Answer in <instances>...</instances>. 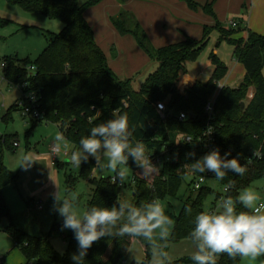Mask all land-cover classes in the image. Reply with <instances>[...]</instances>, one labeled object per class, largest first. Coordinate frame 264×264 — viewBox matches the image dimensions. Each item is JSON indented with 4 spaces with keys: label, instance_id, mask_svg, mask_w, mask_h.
<instances>
[{
    "label": "trees",
    "instance_id": "obj_1",
    "mask_svg": "<svg viewBox=\"0 0 264 264\" xmlns=\"http://www.w3.org/2000/svg\"><path fill=\"white\" fill-rule=\"evenodd\" d=\"M104 1L106 0H90L81 6L79 0H6L9 5L18 6L25 11L60 19L64 30L48 41V46L33 62L29 59L19 60L17 57L5 58L4 78L9 85L27 84L26 91L38 92L45 118L40 122L32 121L33 125L41 122L58 125L68 144L76 148L80 147V139L87 136L93 126L113 118L114 110L126 112L130 129L133 130V142H144L146 154L159 169L148 180L129 159V169L134 173L133 184L137 185L133 204L140 206L153 200L149 185L160 192L157 200H165L168 196L176 197L183 184H186L188 197L175 218L168 243L171 246L191 241L194 217L197 213L206 211L204 205L215 192L207 184L199 191H194V182L204 173L193 172L192 169V174L186 172V169L191 168L192 162L191 159H186V153L195 152L194 159L204 156L200 139L208 124L215 130L221 156L230 152L228 159L236 157L247 167L242 176L228 172L223 180L214 178L224 188L230 185L225 196L235 199L242 190L264 179V35L248 30L246 38L232 39L241 29L222 26L214 11L216 0H208L205 4H200L197 0H177L191 12L198 13L202 10L215 20V28L219 29L222 39L230 40L234 47V58L246 70L245 79L238 88H221L216 98L214 119L209 122L205 105L217 92L218 84L229 70L226 64L212 56L210 62L214 71L211 80L202 83L189 77L187 64L199 59L209 43L213 27L205 26L200 40L183 33L180 42L154 49L135 14L125 9L130 0H116L122 9L119 15L110 17L111 25L119 35L135 38L149 60L156 61L159 65L157 72L137 91L133 87V79L122 80L111 69L87 19L86 12ZM31 67L35 68V72L30 71ZM183 77L187 82L181 85L180 79ZM252 88L255 89V97L242 110L241 103H245ZM160 102L167 106L166 120L157 110ZM181 112L188 114V119L180 121ZM181 136L191 137L193 141L183 142L180 140ZM7 141L6 139L4 143ZM13 147L16 148L14 145ZM168 157L172 159L169 161ZM159 158L163 160L160 166L156 164ZM249 159L251 163L247 162ZM58 166H61L60 161L56 167ZM96 168L98 166L95 165V160L90 158L81 166L80 178L89 180L93 187L89 207H111L121 198L123 190L117 184H112V176L92 179ZM76 179L67 175L70 192ZM17 180L18 176L5 166L1 158L0 222L3 218L10 220L4 229L5 233L13 238L15 248L20 250L26 260L25 264H73L71 256L78 252V243L71 230L68 233V250L64 255L58 253L50 242V235L63 233V223H56L49 237L41 238L30 235L13 222L3 192L6 187L16 184ZM223 196V193H216L213 205ZM188 208L192 210L190 214L186 211ZM237 211L247 209L238 204ZM135 240L145 246L146 259L142 264H150V244L142 238L127 236L121 239L101 238L88 250L84 264H126ZM242 259H232L225 254L218 257L217 264H241ZM176 264L194 262L189 257Z\"/></svg>",
    "mask_w": 264,
    "mask_h": 264
},
{
    "label": "rangeland",
    "instance_id": "obj_2",
    "mask_svg": "<svg viewBox=\"0 0 264 264\" xmlns=\"http://www.w3.org/2000/svg\"><path fill=\"white\" fill-rule=\"evenodd\" d=\"M89 1L79 0V4L83 6ZM197 2L200 3L198 0ZM118 4L116 0H106L101 5L89 9L86 16L95 31L96 40L104 51L111 69L122 80L133 79V87L139 91L147 83L149 77L157 72L159 65L156 61L149 60L137 45L135 38L130 35L121 36L113 28L110 16L119 15L115 14ZM154 5L155 10L164 11L169 16L165 22L161 21L158 25H154L151 31L152 38L148 35L154 49L180 42L183 39V33L200 40L204 34L203 28L205 26L213 27L206 49L202 51L197 61L187 64V72L192 78L197 76L202 79L207 78L213 72L208 66L210 58L216 56L230 68L226 76L229 80L235 71L234 66H236L234 47L230 40L222 39L219 29L215 28V20L202 10L198 13L191 12L183 3L172 5L164 0H159ZM243 8L245 9V7ZM246 13L243 12V15L224 13L221 18L217 16V19L223 27L229 29L231 22H237L241 30L232 37V39H237L244 36V32L247 31L250 11L248 14ZM188 29L192 35L187 32ZM63 30L64 24L60 19L51 18L42 13L28 12L18 6L9 5L6 0H0V160L3 158L5 166L18 176L17 183L6 187L3 193L13 222L30 235L41 238L49 237L56 223H63V218L53 207L52 193L57 190L56 185L62 196L65 193L77 195V206L81 212L89 207L93 187L89 180L80 178L82 164L80 168H77L71 163L65 164L66 159L62 158L61 166L53 167L51 165V159L45 154L50 151L56 133L61 132L60 128L58 125L47 122L34 123L33 125L31 120L24 118L18 108L22 92L17 86L9 85L4 78L6 69L4 70L1 64L7 57L35 61L48 46V41L62 33ZM262 73L264 76V68ZM185 81L186 78L183 77L180 79V84L184 85ZM245 102H250V97H247ZM6 139L8 141L4 143ZM16 143L17 147L14 148L13 145ZM67 149L78 150L79 147L76 148L74 145L68 144ZM25 152L33 153L38 161L28 170L19 167L20 158ZM186 172L192 173L191 168L186 169ZM133 174V170L129 169V177L123 184L124 186L114 183L123 190L120 199L131 203L134 202V194L137 190V185L131 184ZM67 175L74 179L78 178L71 192L67 185ZM114 175L111 170L101 169L98 166L91 178L101 179ZM152 177L153 175L145 178L150 180ZM207 185L215 192L204 205L205 210H210L216 199V193L222 194L224 187L215 179H209ZM149 186L153 199H159L160 192H156L153 185ZM187 187L186 184H183L176 197L168 196L165 200H159L165 208L166 214L172 220V224L168 226L170 235L175 218L178 217L183 203L188 197ZM248 189L254 190L261 199H264V179L254 182ZM40 206L43 210H39ZM9 223L10 220L7 218H3L0 222V262L2 261L1 264H25L24 256L15 249L13 238L5 233L4 229ZM68 233L69 230L64 229L63 233L50 235L51 245L58 253L62 252L61 255H64L68 250ZM144 247L138 240H135L126 263L132 264L135 261L132 256L141 264L145 262ZM166 251L171 264H176L183 258L191 257L195 248L192 241L186 240L169 246ZM241 264H264V256L257 257L255 260L243 258Z\"/></svg>",
    "mask_w": 264,
    "mask_h": 264
},
{
    "label": "clouds",
    "instance_id": "obj_3",
    "mask_svg": "<svg viewBox=\"0 0 264 264\" xmlns=\"http://www.w3.org/2000/svg\"><path fill=\"white\" fill-rule=\"evenodd\" d=\"M132 136L128 114L114 110L113 118L96 124L87 136L80 139L79 149L71 151L67 162L80 168L82 163L92 157L95 165L111 170L115 174L113 182L120 184L128 180L130 158L141 169L144 177L158 172V167L146 154L144 142H133ZM186 142L190 143L191 138ZM67 147V138L62 132H57L51 151L59 154ZM64 154L68 155L67 152ZM229 155L230 152L222 157L219 149H213L199 159H194L195 152L186 153V159L192 160L193 172L210 171L218 180H223L228 172L244 175L246 165H242L236 157L228 159ZM36 162L33 153L25 152L20 158L19 167L28 170ZM247 162L251 163V160ZM228 187L230 185L226 186L225 191ZM56 189L52 193L53 207L63 218L61 230H71L78 243V252L71 256L73 264H84L88 250L101 238L121 239L125 236L142 238L150 244V264H171L166 249L170 237L168 226L172 220L159 200L153 199L136 206L129 201L117 199L111 207L92 205L81 212L75 193L62 196L57 185ZM238 204L247 211H237ZM186 211L190 214L192 210L188 208ZM193 223L190 239L195 248L191 255L194 264H217L218 257L225 254L232 259L240 257L255 260L264 256V202L252 189L242 190L235 199L231 196L223 197L215 210L197 213ZM132 258L135 264H141Z\"/></svg>",
    "mask_w": 264,
    "mask_h": 264
},
{
    "label": "crops",
    "instance_id": "obj_4",
    "mask_svg": "<svg viewBox=\"0 0 264 264\" xmlns=\"http://www.w3.org/2000/svg\"><path fill=\"white\" fill-rule=\"evenodd\" d=\"M157 1L159 0H130L125 6V9L135 14L141 26L144 28V30L147 32V34L150 37H151V31L154 28L155 24L158 25L161 21L165 22L166 20L169 19L168 18L169 16L164 11L155 10L156 7L154 3H156ZM164 1L172 5H179L180 3L177 0H164ZM198 1L201 4H205L208 0H203V1L198 0ZM121 7L122 6L118 4V7L115 10V14H118L120 12ZM243 7H245V9ZM214 11L215 14H217V16L220 18L223 16L224 13L227 14L234 13V14L243 15V12H247L246 14H248L250 11L249 21L247 23V31H245L244 32L245 35L241 37L246 38L248 34V30L264 35V0H216V3L214 5ZM239 26L240 25L238 24V28ZM187 32L190 35H192L189 29L187 30ZM235 61H236V66H234L235 71L232 74V76H230L229 80L228 77L227 78L225 77L220 82V85L222 87L238 88L243 83L246 76V70L244 66L240 64L236 59ZM208 66L212 69V71H214V66H212L211 62L208 64ZM228 70L230 71V68H228ZM212 74L213 72L211 73L210 76H208L205 79H202L200 76H197L196 78H194V80H198L202 83H207L209 80H211ZM189 77L191 76L189 75ZM248 97H250V102H251L252 99L255 97V89L252 88L250 90ZM250 102H245V106H247V103L249 104ZM45 155H47L50 158L49 151ZM67 161L68 160H66L65 163L70 164ZM15 249L16 251H20L17 248ZM24 263H26L25 258H24Z\"/></svg>",
    "mask_w": 264,
    "mask_h": 264
},
{
    "label": "built area",
    "instance_id": "obj_5",
    "mask_svg": "<svg viewBox=\"0 0 264 264\" xmlns=\"http://www.w3.org/2000/svg\"><path fill=\"white\" fill-rule=\"evenodd\" d=\"M230 26L232 28H238V23L237 22H231ZM1 67L4 68L5 64L2 63ZM30 71L35 72V68L31 67ZM10 86L13 87V85H10ZM17 87L22 92V96H21L20 100L18 101V103H19L18 108L20 109L24 118H27V119H29L31 121H35V122L42 121L45 118V112L41 108V96H40V94L38 92H35V91H26V89L28 87L27 84H23V85H20ZM221 88H222V86L219 83L217 92L210 98V100L205 105V113L209 118V122H211L214 119V116H215L214 110H215V105H216V98H217L218 92L221 90ZM33 97L35 99H33ZM160 106H162V107H160ZM157 110L160 113V115L162 116V118L166 120V118H167V106H166V104L163 102L158 103L157 104ZM188 117H189L188 114H186L185 112H181L179 114V120L180 121H184V120L188 119ZM208 125L209 126L206 127V129L203 133V136L200 139L201 145L203 147L204 155L207 154L208 152L212 151L213 149H219V145L217 144V140H216L215 130H214L213 126H211V124H208ZM209 133H211V134H209ZM189 138H191V137L181 136L180 140H182L183 142H186ZM191 141H193L192 138H191ZM14 146L17 147V143L14 144ZM50 150H51V148H50ZM71 151H73V150L62 149L59 154H55L52 151H49V156L51 159V165L53 167H56L58 162L62 158H65L66 160H68V157L70 156ZM65 152L68 153L67 156L64 154ZM171 159L172 158L168 157L169 161ZM153 162L155 163V161H153ZM162 162H163L162 158H159L156 160V164H158V165H160ZM190 174H192V173H190ZM214 178H215L214 173H212L210 171H206L202 176L197 178L196 181L194 182V184H193L194 191H199L203 186H205L207 184L209 179H214ZM111 181L113 182V176L111 178ZM133 182H134V180L132 178L131 183L133 184ZM113 183L120 184L119 182H113ZM120 185L124 186L123 184H120ZM227 191H225V188H224V192H223L224 196L223 197H226L225 194L227 193ZM220 200H218L217 203L210 208V210H215L216 205L218 204V202ZM261 202H264V199H261ZM39 210H43L42 206L39 207Z\"/></svg>",
    "mask_w": 264,
    "mask_h": 264
},
{
    "label": "water",
    "instance_id": "obj_6",
    "mask_svg": "<svg viewBox=\"0 0 264 264\" xmlns=\"http://www.w3.org/2000/svg\"><path fill=\"white\" fill-rule=\"evenodd\" d=\"M241 108H242V110H244V108H245V103H241ZM133 264H135V262L133 263Z\"/></svg>",
    "mask_w": 264,
    "mask_h": 264
}]
</instances>
